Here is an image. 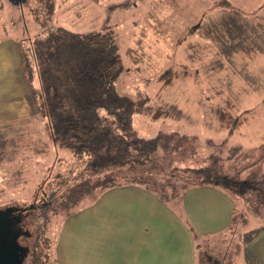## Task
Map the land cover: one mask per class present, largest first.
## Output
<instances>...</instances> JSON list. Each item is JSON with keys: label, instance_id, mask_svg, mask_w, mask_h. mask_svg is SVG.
Masks as SVG:
<instances>
[{"label": "rangeland", "instance_id": "rangeland-1", "mask_svg": "<svg viewBox=\"0 0 264 264\" xmlns=\"http://www.w3.org/2000/svg\"><path fill=\"white\" fill-rule=\"evenodd\" d=\"M229 5L244 15L264 17V0H0V133L8 139L0 162V209H18L16 226L25 233L18 244L28 248L25 264H34L37 257L42 264H175L179 259L181 264L183 256L159 239L174 228V217L135 195L139 189L133 186L98 190L71 216L61 210L69 186L106 181L110 173L88 172V157H74L40 111L34 50L38 39L59 27L81 35L111 28L123 66L117 91L135 101L177 103L184 110L187 118L182 121H151L134 114L132 124L141 136L187 134L185 157L194 160L193 166H205L214 156L232 168L222 173L237 181L227 188L236 189L231 191L236 210L229 212L226 230L198 236L183 209L185 196L169 203L191 236L198 264H243L244 232L264 225V200L257 197V190H264V91L245 96L240 89V56L225 71L209 69L219 48L201 36V27ZM244 60L255 73L264 67V55ZM170 68L187 69L189 75L175 79L158 100L161 76ZM229 97L239 102L234 115L248 117L233 133L218 131L213 113ZM192 151L193 156H186ZM120 179L111 183L122 184ZM162 187L171 194L165 183ZM204 206L208 213L210 207ZM130 208L136 210L125 213ZM223 208L221 215V208L211 206L209 220L228 215ZM184 257L188 264V253Z\"/></svg>", "mask_w": 264, "mask_h": 264}, {"label": "trees", "instance_id": "trees-1", "mask_svg": "<svg viewBox=\"0 0 264 264\" xmlns=\"http://www.w3.org/2000/svg\"><path fill=\"white\" fill-rule=\"evenodd\" d=\"M227 8L221 14L209 16L201 27H204L201 36L219 48L216 60L209 69L225 71L226 65L234 67L236 57L240 56L243 63L236 73L243 80L240 89L245 96L262 92L264 67L255 73L244 59L253 54L264 55V17L256 19L232 10L230 5ZM114 35L111 28L81 35L59 27L57 32H49L38 39L34 50L41 83L39 107L42 116L47 118L50 128H55L57 137L64 139L67 150L74 157H88V172L110 173L106 181L91 183L83 180L69 186L61 210L68 216L73 215L84 198L104 188L137 186L170 206L169 201L183 196L194 187L220 185L227 189L235 186L236 178L228 179L222 174L230 173L232 168L220 158L210 156L207 165H192L194 160L185 157L188 150L184 143L189 135L159 132L156 136L144 137L133 127V115L138 113L151 121H182L187 116L177 103L150 104L145 99L135 101L117 91L115 81L123 66ZM182 75H189L187 69L178 71L170 68L163 73L158 100L163 90L171 87L175 79ZM238 103L229 97L213 107L218 131L233 133L248 121L246 115H234ZM6 140L5 133H0V162ZM194 153L192 151L186 156H193ZM118 178H121L122 184L111 183ZM223 180L231 183L223 184ZM163 183L170 195L162 187ZM257 191L258 199L264 200V190ZM263 230L264 226H260L244 232L245 264H258L248 245ZM34 264L42 263L37 257Z\"/></svg>", "mask_w": 264, "mask_h": 264}, {"label": "crops", "instance_id": "crops-1", "mask_svg": "<svg viewBox=\"0 0 264 264\" xmlns=\"http://www.w3.org/2000/svg\"><path fill=\"white\" fill-rule=\"evenodd\" d=\"M133 187L139 189L135 195L138 194L147 197L144 199L151 201L152 204H154L153 206L156 205L160 212L162 211L163 213H168V215L171 214V217H174L170 219L172 222L170 227L174 226V228L169 232V234H160L161 236L159 239L160 242L163 243V246L166 244V247L168 249H172L173 252L177 254L182 253L183 256H181V264L186 263L187 257H184V254L186 253H188V264H198V256H195V247L193 245V241L188 230L186 229L185 224L183 221H181L180 215H177L178 213L172 208L171 205H165L153 193L147 192L146 190L137 186ZM131 194L133 195V191H131ZM231 194V191L225 190L220 185L194 187L184 194L185 201L183 204V209L186 211L187 217L191 220L195 229L199 233L198 236L210 234L215 231L226 230L229 227V212L233 214L236 210L235 200ZM205 204L210 207L208 213L206 207L204 206ZM211 206L221 208V215L224 213L223 207H225L227 211L229 210L228 215L226 214L224 218H221L220 215V219L218 218L215 221L209 220L213 218V216L210 214ZM134 210L136 209L130 208V212H128L127 209V212L125 213L131 214ZM174 212L177 214L175 213V215ZM221 221L222 223L219 224ZM180 231L182 233V237H178ZM148 235H150V232ZM174 242L177 244L173 245ZM248 249L258 264H264V230L248 245ZM179 262L180 259L175 264H180ZM243 264H245L244 256Z\"/></svg>", "mask_w": 264, "mask_h": 264}, {"label": "water", "instance_id": "water-1", "mask_svg": "<svg viewBox=\"0 0 264 264\" xmlns=\"http://www.w3.org/2000/svg\"><path fill=\"white\" fill-rule=\"evenodd\" d=\"M17 208L0 209V264H23L28 248L18 244V239L25 234L17 228L20 215L15 216Z\"/></svg>", "mask_w": 264, "mask_h": 264}]
</instances>
